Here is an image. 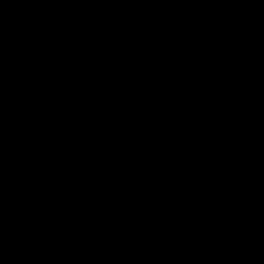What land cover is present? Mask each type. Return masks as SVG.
<instances>
[{
	"label": "water",
	"instance_id": "95a60500",
	"mask_svg": "<svg viewBox=\"0 0 264 264\" xmlns=\"http://www.w3.org/2000/svg\"><path fill=\"white\" fill-rule=\"evenodd\" d=\"M0 264H264V0H0Z\"/></svg>",
	"mask_w": 264,
	"mask_h": 264
}]
</instances>
